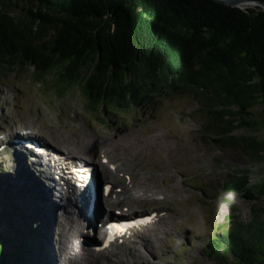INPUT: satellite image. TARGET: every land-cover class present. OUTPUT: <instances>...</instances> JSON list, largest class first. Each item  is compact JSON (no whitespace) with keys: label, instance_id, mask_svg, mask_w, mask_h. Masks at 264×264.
Masks as SVG:
<instances>
[{"label":"trees","instance_id":"trees-1","mask_svg":"<svg viewBox=\"0 0 264 264\" xmlns=\"http://www.w3.org/2000/svg\"><path fill=\"white\" fill-rule=\"evenodd\" d=\"M29 67L50 75L61 99L79 89L86 110L103 124L107 110L132 111L164 93L190 91L214 141L264 151V6L258 3L0 0V83ZM237 127L263 137L236 138L230 133ZM228 175L226 190L264 198V179ZM1 198L3 216L21 213L8 194ZM253 212L249 220L237 216L229 228H213L203 249L214 264H264V211ZM10 242L15 252L9 255L4 244L1 264H22L31 242L42 245L40 228L32 220L19 224Z\"/></svg>","mask_w":264,"mask_h":264},{"label":"rangeland","instance_id":"rangeland-1","mask_svg":"<svg viewBox=\"0 0 264 264\" xmlns=\"http://www.w3.org/2000/svg\"><path fill=\"white\" fill-rule=\"evenodd\" d=\"M14 8L13 12L17 14L19 9ZM49 76L39 77L29 67L16 70L0 83L1 134L10 128L33 126L44 135L43 141L53 144L60 152L84 157L91 163H103L107 159L101 158L103 153L98 148L81 145L87 135L97 143L131 131L147 135L156 130L163 135L160 146L147 149L135 160L129 158L128 175L125 170L115 171L110 166L112 171H109L107 166H101L100 171H104L100 182L106 179L114 182V192L118 187L123 190L133 176L147 179L150 186L160 189V192L155 198L136 199L131 196V199L125 198L119 203H115L119 199L114 197L112 202L99 201L97 212H106L109 218L115 207L121 211L123 206L139 204L144 211L155 210L172 217L170 229L159 241L152 240V244H144L140 248L142 255L137 256V253H132V248H126L118 257H113H130L133 260L131 264H214L203 249L206 240L214 234L213 228H229V223L237 216L244 221L249 220L254 207L264 211V198L249 199L224 187L228 174L236 171L248 173L252 182L264 179V151L252 154L242 142L240 146H234L214 141L212 137L215 134L205 128L207 122L199 110L202 106L200 100L192 92L164 93L148 106L132 111L113 113L107 110L102 115L107 123L103 124L86 110L85 98L79 89L71 90L61 99L47 82ZM254 110L258 112L256 107ZM227 121L228 118L224 122ZM230 134L236 138L263 137V132L247 127H237ZM75 142L78 147L73 145ZM1 143L0 138V146ZM6 152L0 151V179L3 181L0 243L2 246L5 244L9 255H13L15 251L10 234L19 224L32 220L40 228L42 245L38 246V243L35 247L31 242L29 250L23 254L22 264L25 261L26 264H57L55 253L60 251L59 238L66 229L65 225H69L70 220L74 222L73 217L79 215L58 211L64 201L55 180H50L47 175L40 179L31 167L32 163L27 164L26 160L17 158L19 150ZM128 193L131 195L133 191L129 189ZM3 194L17 202L21 213L15 218L7 216L6 212L3 216L7 205L1 198ZM120 195L126 196L125 192ZM77 243L81 242L78 240ZM100 262L105 261L101 259Z\"/></svg>","mask_w":264,"mask_h":264},{"label":"bare ground","instance_id":"bare-ground-1","mask_svg":"<svg viewBox=\"0 0 264 264\" xmlns=\"http://www.w3.org/2000/svg\"><path fill=\"white\" fill-rule=\"evenodd\" d=\"M15 128H17L16 131L25 132L27 131V129L31 127L21 126V127H15ZM154 131L153 133L151 134L148 133L147 135H143L142 133H137L133 131L131 132L127 131L128 133L125 132L116 138H107V139L101 140L99 143L93 141L90 138V136L87 135L85 138H83L81 142L80 141L79 142L81 143V145H84V146L89 145V146H94L95 148H98V151L103 153L101 158L102 159L107 158L108 164H109L108 166H112V168H114L115 171L125 170V172L128 175L129 172L126 171V168L128 167L127 163L130 161L129 158L135 160L138 155L144 154L147 151V149L149 148L153 149L154 146L161 145L163 135H161V133H156V130ZM73 145L76 146L77 143L75 142L73 143ZM18 157L20 156L18 155ZM68 157L72 158V156H68ZM78 157H81V156H78ZM36 161L37 160H35L32 163V166H31L32 168L36 167L35 164L36 165L42 164L39 160L37 162ZM60 161L61 162L57 163L58 167H56V169L58 170L60 168L59 165L66 163V159H60ZM53 165H54V162H53ZM99 165L104 166L105 163L99 162ZM129 165L131 164L129 163ZM44 167L47 171V172L45 171V173L48 176V178L50 180H55L57 184L56 185L57 189H59V194L63 198L62 201H64V204L62 202V205L58 209V211H63L65 212V214L66 212H74L75 215H79L78 210H81L82 209L81 206L83 205L85 206L87 204L88 199H89V193H85L84 191L81 195L82 197L79 198L77 193H79L80 195V192L77 189L73 188V186L70 184L67 185L68 183L61 182L62 180L60 181L58 180L57 177L52 175V166L48 167L44 164ZM101 171H104V170H101ZM109 171H112V169H109ZM63 173L65 177L67 178H73L76 176L74 172L69 170V167L65 168ZM49 185H50L49 186L50 190H52L51 184ZM113 188H114V183L112 186V190L114 192ZM129 189L133 191L131 195L128 193ZM124 192L126 194L125 197L120 195V194H123ZM159 192H160V189L155 188V187L153 188L152 186H150V183L148 182L147 179H137L136 176H133L129 184L128 185L125 184V187L123 190L120 187L116 188V192H114L113 197L116 199H119L118 201L115 202V203H119L125 198L131 199V196H134L136 199H144V198L146 199V197L155 198ZM49 196L50 195H48L47 197ZM104 200L106 201L107 198L105 197ZM124 207H130V210L132 212L144 211V208L140 207L139 204L123 206V208ZM94 212L95 214L97 213L96 214V218L98 219L97 221H100L101 218H103V215L106 214V212H101V211H100L101 213L97 212L96 208ZM99 214L102 216V217L100 216L101 218L98 217ZM70 221L73 222L72 220ZM171 221H172L171 215H168L166 213L157 214L152 221L144 222L142 226L134 227L133 229H130L129 231L125 233H121L115 242L108 243L105 249L99 250L97 254H94L92 250H88L90 246L82 243L80 236L77 234L79 225L75 224V222L73 223L69 222V225H65L66 229L62 237L59 238L60 243H61V245H59L60 251L58 254L55 253V261H58V263L60 262V264H131L133 260L130 257H126L125 259H123L122 257L119 256V259H117L118 255L122 253V251L126 248H132V253H137V256L142 255L140 248L144 246V244L145 245L152 244L153 243L152 240L159 241L162 238L163 234H165L170 229ZM66 224H68V222ZM90 234H91V231H88L87 235H90ZM82 235H85V234H81V236ZM138 237H140V239H136ZM101 238L102 240H104V237H101ZM78 240L81 243H77ZM79 244H81L80 248H79ZM113 256H117V257H113ZM100 257H102L101 259H103L105 262L101 263L100 262L101 259H99Z\"/></svg>","mask_w":264,"mask_h":264},{"label":"water","instance_id":"water-1","mask_svg":"<svg viewBox=\"0 0 264 264\" xmlns=\"http://www.w3.org/2000/svg\"><path fill=\"white\" fill-rule=\"evenodd\" d=\"M218 2L227 4V5H232V6H243L246 3H258L260 5L264 6V2L263 1H258V0H217ZM24 4V3H23ZM3 247L2 244L0 243V264H1V258L3 255Z\"/></svg>","mask_w":264,"mask_h":264}]
</instances>
